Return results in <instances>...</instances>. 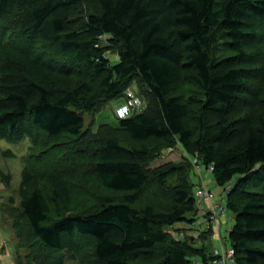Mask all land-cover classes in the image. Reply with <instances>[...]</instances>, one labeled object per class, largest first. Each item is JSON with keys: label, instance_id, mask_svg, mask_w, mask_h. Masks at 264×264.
Returning <instances> with one entry per match:
<instances>
[{"label": "trees", "instance_id": "16d2710c", "mask_svg": "<svg viewBox=\"0 0 264 264\" xmlns=\"http://www.w3.org/2000/svg\"><path fill=\"white\" fill-rule=\"evenodd\" d=\"M0 21V139L32 141L22 216L46 249L40 264H85L82 240L91 241L96 264H208L207 249L168 230L199 215L191 165L168 166L154 180L148 170L151 158L177 146L212 169L218 186L237 179L227 196L235 264H264V107L232 120L251 76L248 51L264 47V0H0ZM222 41L241 65L215 57ZM112 49L113 66L105 57ZM133 84L148 107L126 119L115 114L118 127L90 140L84 114L126 99ZM185 85L200 96L177 95ZM62 136L78 142L74 153L49 164L60 147L42 145ZM85 161L108 194L81 210L75 183ZM152 182L165 202L154 193L146 199Z\"/></svg>", "mask_w": 264, "mask_h": 264}, {"label": "rangeland", "instance_id": "374dc122", "mask_svg": "<svg viewBox=\"0 0 264 264\" xmlns=\"http://www.w3.org/2000/svg\"><path fill=\"white\" fill-rule=\"evenodd\" d=\"M1 22V21H0ZM6 22V21H5ZM3 23V21L1 22ZM0 23V25H1ZM5 24V23H3ZM108 45V44H106ZM51 53V56L54 57L57 61L61 58L57 53ZM251 60L249 59L246 68H248L251 76L247 86V93L243 95L241 99L236 102L237 112L234 113L232 120L233 122H243L253 119L255 113H259V108L264 107V47L260 52L257 51H248ZM107 57L111 63V66L115 65L119 60V52L116 49L108 50ZM215 57L218 60H229L231 59L234 65H241L239 61H236L235 55L231 53L228 49L227 44L222 41L216 52ZM230 61V60H229ZM133 90L138 95L144 96V92L140 91L136 84H133L132 88L128 91ZM197 93V94H196ZM177 95L183 96L185 99H188L191 96L199 95L197 88L192 85H185L179 90ZM250 95V96H248ZM145 109L148 107L147 101L148 97L144 98ZM248 96V98H247ZM125 99V98H124ZM123 98H118L111 101H104V103L99 104V111L96 114L92 115L90 113L84 114L85 121V133L88 135L90 140H97L98 136L92 138L93 134L96 135L99 130H102V133H107V130L110 128L118 127V120L115 117L116 109L118 106L123 104ZM257 107V108H256ZM255 110V111H254ZM209 117V116H208ZM212 124L217 121V118H212ZM242 129V126L237 125L236 129L232 132V142H235L239 136V130ZM110 133L115 137H118L128 143L129 146L137 145L139 143L133 144L130 142L123 132H116L111 130ZM153 142V141H152ZM149 142L148 144H159L157 142ZM78 144L66 136H62L57 140L44 141V149H52L56 146L59 148L58 152H54L52 157L49 159V164L55 160L63 159L60 158L62 155H72L73 149ZM92 144V142H89ZM32 145V141L29 137L25 138L19 143H10L6 140L0 139V264H40L42 263L45 257L43 256L46 253V249L43 245L35 238L33 231L30 229L27 220L22 216V201L24 188L22 187V174L27 166V158L29 149ZM80 146V145H79ZM82 146V145H81ZM55 149V148H53ZM79 149V148H78ZM65 152L62 153V151ZM65 153V154H64ZM60 156V157H59ZM198 156L190 157L181 146H177L173 149L164 150L161 156L153 157L148 163V170L152 173V178L156 176V173L164 171L171 165H191L188 173L190 181L197 187V176L201 177L203 173H208L209 176L206 178L209 188L212 190L216 196L217 203L222 201L225 196V191L223 187L218 186L214 175L205 167L203 169H198ZM81 165V163H80ZM88 161L81 166L79 172V178L75 183L76 193L74 203L78 204L81 210H87V208H92L97 203V198L100 196L108 194L104 192L101 188V185L97 181V178L91 173L89 168ZM63 163H60V167H64ZM9 178V183L5 182L4 178ZM155 178H153L154 180ZM177 181V177L173 179ZM237 179L233 181L236 182ZM43 188V187H42ZM146 199L151 201V194H156L158 196V201L165 202L164 196L166 195L164 191L156 189L152 183L147 185L146 190ZM164 192V193H163ZM105 193V194H104ZM115 196L116 194H111ZM110 195V196H111ZM122 195H116V199L121 200ZM167 197V196H166ZM209 217V216H208ZM225 218H228V221L221 227V234L224 238L222 241L221 238H217L215 233L218 232L219 226L214 228L211 224V221H208V232H202L206 228V222H204L201 217L191 223L192 229H177V228H168L169 232L172 233V236L178 240L189 241L191 238H194L199 247L207 249L209 255V263L213 255L223 250L230 248L231 243L228 240L230 228L235 224V216L230 211H227ZM199 223V225L197 224ZM18 224L24 241L27 242L23 247L20 245L19 237L14 229V226ZM188 224V223H187ZM185 225L184 223H179L177 226ZM186 227V225H185ZM197 234V235H196ZM199 234V235H198ZM205 234V235H204ZM193 235V236H192ZM204 236V237H203ZM83 246V260L85 264H96L93 257V248L91 246V241H80ZM214 251V252H213ZM218 251V252H217ZM35 259V263L33 260ZM37 262V263H36ZM84 262V261H83ZM205 264L201 259H195L193 264ZM65 264H76L72 260H66Z\"/></svg>", "mask_w": 264, "mask_h": 264}, {"label": "built area", "instance_id": "2783aa9c", "mask_svg": "<svg viewBox=\"0 0 264 264\" xmlns=\"http://www.w3.org/2000/svg\"><path fill=\"white\" fill-rule=\"evenodd\" d=\"M106 40V37H103ZM105 57L107 55L105 54ZM144 100L135 91L130 90L127 92L125 102L117 107L116 116L118 119H126L134 114L141 113L145 110ZM202 164H198V169H203ZM210 172L212 169H208ZM233 184H228L224 191L225 196L217 203V205H211L209 209V219L213 226H218L219 219L224 218L227 215V196L232 190ZM196 199L197 203H201L203 200L207 199L209 201H215L217 198L214 193L209 189L206 182L203 180L196 187ZM212 264H235V251L232 247L224 250L222 253L218 252L213 255L211 259Z\"/></svg>", "mask_w": 264, "mask_h": 264}, {"label": "crops", "instance_id": "0c3cea01", "mask_svg": "<svg viewBox=\"0 0 264 264\" xmlns=\"http://www.w3.org/2000/svg\"><path fill=\"white\" fill-rule=\"evenodd\" d=\"M201 177H199V176H197L198 178H197V184H199V183H201V181L203 180L204 182H206L205 180H206V178L209 176V174L208 173H203V175H200ZM205 179V180H204ZM207 183V182H206ZM207 185H208V183H207ZM209 187V186H208ZM210 189V188H209ZM211 190V189H210ZM212 191V190H211ZM218 199V198H217ZM217 199L215 200V201H209V200H207V199H205V200H203L201 203H197V206H198V209H199V215H198V217H197V220L199 219V217H201V219H203L204 220V222H206V228L202 231V232H208V230H210L209 228H208V226H209V224H208V221L210 220L209 219V209H210V207H211V205H217ZM228 221V218H220L219 219V224H220V226H219V229H218V232H216L215 233V236L217 237V238H221L222 239V241L224 240V238H223V236H222V234H221V232H222V230H221V227L226 223ZM210 222V221H209ZM185 225H186V227H185V225H182V226H177V225H175L173 228H177V229H183V228H185V229H187V230H189V229H192V230H195L192 226L193 225H191V224H187V223H184ZM197 224L199 225V223L197 222ZM217 226H214V228H216ZM232 229V227L230 228V230ZM197 235V234H196ZM199 235V234H198ZM193 236V235H192ZM224 251V250H223ZM214 252V251H213ZM218 252V251H217ZM199 264V263H198Z\"/></svg>", "mask_w": 264, "mask_h": 264}]
</instances>
